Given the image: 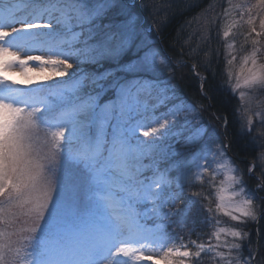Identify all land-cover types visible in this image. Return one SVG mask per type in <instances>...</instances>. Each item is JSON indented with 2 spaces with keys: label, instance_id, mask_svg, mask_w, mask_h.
<instances>
[{
  "label": "snow or ice",
  "instance_id": "snow-or-ice-1",
  "mask_svg": "<svg viewBox=\"0 0 264 264\" xmlns=\"http://www.w3.org/2000/svg\"><path fill=\"white\" fill-rule=\"evenodd\" d=\"M142 7L159 15L155 3ZM219 7L199 37L209 73H196L200 92L208 97L212 56L219 63L223 55L242 102L241 134L256 145L264 138V0ZM133 48L124 67L137 79L81 71ZM174 71L143 39L127 0H0V264H202L209 254L218 264H264V144L246 169L249 190L228 156L231 141L177 95L173 76L162 79ZM212 119L227 136V118ZM65 169L77 173L70 182Z\"/></svg>",
  "mask_w": 264,
  "mask_h": 264
},
{
  "label": "trees",
  "instance_id": "trees-1",
  "mask_svg": "<svg viewBox=\"0 0 264 264\" xmlns=\"http://www.w3.org/2000/svg\"><path fill=\"white\" fill-rule=\"evenodd\" d=\"M214 2L215 0H127V3L139 15L142 36H145L146 41L153 40L150 45L154 49L161 51L163 55H166L172 61V66L175 69L174 73L165 72L162 78L169 79L170 76L174 77L172 83L177 95L181 99L191 104L204 105L205 108L211 104L212 107L209 111H203L207 119L214 120L212 119L213 113L222 119L224 117L227 118V136L224 134V128L220 127L215 120L216 125L221 132V139L231 141V147L228 151L229 157H232L233 161L244 169V166L252 163L253 157L258 155L259 143L257 142L256 145H252L249 143L250 137L248 134L246 132L241 134L243 122L239 109L240 101L237 96L231 93L227 84L228 78L223 62V55L220 56L219 63L216 62L215 54L212 56L211 73L215 75V78L206 83V88L211 89L207 98L201 95L199 77L196 74L198 72L200 75H209V73L204 71L203 67V63L206 60L203 53L207 46L200 42L199 37L208 16L215 15L216 12L220 11V7L215 9L214 12L206 11L208 6L214 4ZM142 3H155L159 15H154L149 10L144 9ZM112 19H115V13H111L105 17L104 21L107 23ZM158 23L162 25L159 28L157 27ZM150 30L152 32H149ZM211 47L215 49L217 42L213 41ZM190 50H195L199 55L195 53L190 54ZM220 51L223 53L222 46ZM135 59L136 53L132 49L123 54L118 61L103 62L97 71H91L89 75L110 72L113 76L122 80H133L137 74L134 71L126 70L124 66L131 64ZM181 61L184 66L177 68V64ZM194 64L196 65L195 71L193 70ZM21 83L24 84V77H22ZM85 85L86 90L91 89L87 80L85 81ZM110 95L111 93L105 95L102 102L107 100ZM262 144H264V139H262ZM176 147L180 148L179 145H176ZM249 179L251 183L255 181L254 178ZM196 187L198 188L199 185ZM193 190H196V188ZM229 222L231 224L235 223ZM149 224H152V221ZM259 227L264 231V220L260 221ZM256 228L257 226L253 223L247 226V230L252 233L253 239H255ZM210 231L211 229L206 230V232ZM192 238L196 239V236ZM244 252L247 255L246 248ZM202 264H218V261L214 260L209 254L208 257L203 259Z\"/></svg>",
  "mask_w": 264,
  "mask_h": 264
},
{
  "label": "rangeland",
  "instance_id": "rangeland-1",
  "mask_svg": "<svg viewBox=\"0 0 264 264\" xmlns=\"http://www.w3.org/2000/svg\"><path fill=\"white\" fill-rule=\"evenodd\" d=\"M225 2V0H215V2H214V4H215V6H216V8L215 9H217L219 6H220V4H222V3H224ZM26 12H27V10L26 9H21L20 10V15H24V14H26ZM77 31H78V29H76ZM147 37V36H146ZM150 38V37H149ZM148 38V39H149ZM143 39L144 40H146V38H145V36H143ZM153 40H149V41H147V43L148 44H150L151 42H152ZM241 42H242V37H237L236 38V47H237V50L239 51V49H240V45H241ZM133 50L135 51V53H136V49L135 48H133ZM238 64H239V61H237V67H236V69H235V71H238L239 70V68H238ZM81 71H82V73H85V74H87V75H89V73L91 72V71H93V70H96L98 67H99V65H96V64H94V65H92V64H89V63H83V64H81ZM76 69H75V67H74V69L72 70V71H75ZM163 74H165V73H163ZM162 74V75H163ZM137 78H139L138 77V75L137 76H135L134 77V79H137ZM146 78V77H145ZM10 79H12V80H15V81H17V83L19 84V85H21V86H23L22 84H20L21 83V79H22V76H20V75H18V74H10ZM133 79V80H134ZM162 79H164V78H162ZM165 80H167V79H165ZM87 82L89 83V86L91 87V89L90 90H88V91H91L93 88H94V85L92 84V82H91V80H87ZM227 84H228V81H227ZM229 86V85H228ZM107 94H109V93H104V94H102L101 95V101L105 98V95H107ZM234 95V94H233ZM235 96H237V98H238V94H236ZM261 99H264V96H261L260 97ZM239 99V98H238ZM240 101V100H239ZM193 105H195L200 111H201V113H202V115H203V123L205 124V125H207L209 128H215L216 129V131L219 133V139L220 140H222L221 139V132H220V130H219V128H218V126L216 125V121L215 120H209V119H207V116H206V114L205 113H203V110L202 109H200V106L197 104H193ZM253 107H255V106H253ZM241 108H242V102L240 101V115H241V119H242V122H243V124H244V122H245V117L243 116V114H242V112H241ZM253 124H254V128H258L259 127V119L258 118H255L254 117V122H253ZM258 134L256 133V132H253L252 133V136H257ZM262 139H264V138H259L258 137V140H257V142L259 143V145L260 144H262ZM230 150V149H229ZM228 156H229V152H228ZM232 158V157H231ZM232 160H233V158H232ZM237 165V164H236ZM240 169H242L239 165H237ZM249 166V165H248ZM248 166H244V170H245V180H246V183H247V187H248V189L249 190H252V189H254L255 188V181L253 182V183H251V180L247 177L248 175H247V172H246V169H247V167ZM61 175H62V178H64L65 180H66V182H70L72 179H74L75 177H76V175H77V173L74 171V170H72V169H65L62 173H61ZM205 179H207V178H205ZM69 195H71V192H69ZM221 221H222V223H225V224H231L230 222H229V220L226 218V217H221ZM151 221H149L148 222V224L150 223ZM150 226H151V224H149ZM204 239H205V241L207 240V235L205 234V236H204ZM243 254H244V256L246 257L247 255H246V252H244V250H243ZM211 255V254H210ZM143 264H152V262L151 261H144L143 262Z\"/></svg>",
  "mask_w": 264,
  "mask_h": 264
}]
</instances>
